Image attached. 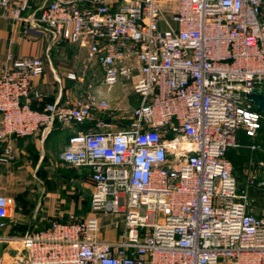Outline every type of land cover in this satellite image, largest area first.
<instances>
[{
  "label": "built area",
  "instance_id": "obj_1",
  "mask_svg": "<svg viewBox=\"0 0 264 264\" xmlns=\"http://www.w3.org/2000/svg\"><path fill=\"white\" fill-rule=\"evenodd\" d=\"M0 6L11 20L30 9L28 0ZM29 20L53 43L86 49L69 80L85 82L96 65L103 77L100 89L39 110L31 100L45 97L33 86L43 59L6 63L0 164L14 161V137L89 124L60 160L91 170V214L9 238L17 252L8 262L0 241V264H264V208L240 191L227 157L242 133L256 139L264 129V111L247 97L264 96V0H177L170 14L162 0H49ZM118 85L138 105L96 118L111 111L101 89ZM252 165L248 185L264 187V159ZM14 206L0 195V228ZM102 214L123 224L113 242L99 236Z\"/></svg>",
  "mask_w": 264,
  "mask_h": 264
},
{
  "label": "crops",
  "instance_id": "obj_2",
  "mask_svg": "<svg viewBox=\"0 0 264 264\" xmlns=\"http://www.w3.org/2000/svg\"><path fill=\"white\" fill-rule=\"evenodd\" d=\"M28 1L30 9L23 13V18L20 20L8 18L6 10L0 6V72L6 63L11 65L23 57L42 58L45 63V72L41 77L34 79L33 86L45 95L44 102L31 100V105L39 108L51 98L56 100L60 97H76L77 87L81 86V83L67 78L69 73L78 72L74 64L75 55L72 53V48L75 46L62 41L53 43L47 33L30 25L29 18L38 15L49 3V0ZM162 2L168 4L167 8L174 7L173 11L177 7V0H162ZM87 79H89L88 76ZM96 89H100V87H96ZM101 90H103L104 99L110 106L111 97L114 96L113 91ZM116 100L118 101L116 108H110L111 111L106 115L96 113L95 117L107 118L110 112L118 114L120 109L128 110V108L132 109L138 105V99L136 105L131 103L128 98L119 95ZM83 130L82 125L75 126L71 130L58 126L47 138L37 134L13 139L14 161L10 165L0 164V195L15 198V206L10 216L5 220L6 226L0 228L2 255L6 262L11 260V257L17 252L16 246L7 241L9 238H17L25 233L43 230L50 226L52 221H63L70 214H74L71 212L73 209L58 205L61 203L57 202L58 198L53 197L52 194L38 198L29 192L26 193V190L28 185H31L29 171L34 170L36 164L41 166L58 162L56 155L53 154L61 153L67 146L69 137L74 132ZM1 147L0 143V153ZM82 169L91 173L88 168ZM100 217L103 227V218L101 215ZM103 230L104 240L113 242L117 239L118 230L114 225L103 227Z\"/></svg>",
  "mask_w": 264,
  "mask_h": 264
},
{
  "label": "rangeland",
  "instance_id": "obj_3",
  "mask_svg": "<svg viewBox=\"0 0 264 264\" xmlns=\"http://www.w3.org/2000/svg\"><path fill=\"white\" fill-rule=\"evenodd\" d=\"M163 7H165L164 9L168 14H170L174 9V7L167 8L169 6L166 3L163 4ZM73 46H75L72 48V53L75 55V69L78 71L77 73H80L82 69V61L84 60L87 51L78 45ZM102 77L103 74L101 68L97 65L94 66L92 71L88 73L89 79L85 80V82L81 83V86L79 85L77 87L78 94L76 97L84 96L89 90V85H93L94 88L99 87ZM104 90L106 91L105 88ZM112 93L114 94L110 101V108L112 109L116 108L118 102L116 99L118 98V95L123 98H128L134 105H136V101L139 99V97L129 87L123 88L121 85H118ZM128 110H131V108H128ZM60 154V152L53 154L56 155L58 162L41 166L36 164L34 170L29 171V180L31 185H28L26 193L29 192L32 195H36L38 198L52 194L54 195L53 197L58 198L57 202L61 203H58V205H64L65 208L73 209L71 212H74L76 217L80 219L86 218L91 214L90 202L91 192L93 189L91 173H87L83 169H74L67 166L59 160ZM253 159L254 158H248L246 159V162H244L241 158H239L237 160V165L234 166V171L239 172L242 170L247 176V173L253 169L252 162L255 161ZM102 218L103 227L110 226L111 224L113 226V223L116 222L115 216L102 214ZM122 226L123 224H121L120 227L116 225L114 226L116 230H118L117 238L120 236V229ZM103 227L101 225V232L99 234L102 239H104Z\"/></svg>",
  "mask_w": 264,
  "mask_h": 264
},
{
  "label": "trees",
  "instance_id": "obj_4",
  "mask_svg": "<svg viewBox=\"0 0 264 264\" xmlns=\"http://www.w3.org/2000/svg\"><path fill=\"white\" fill-rule=\"evenodd\" d=\"M45 100H46V98H45ZM35 101H39V100H35ZM53 101H54V99H52V98L48 99L45 102L44 106L39 107V108H36V107H34L32 105L31 106L34 109L42 110V109H44V107L46 106L47 103H51ZM41 102H44V101L41 100ZM58 126L60 128H62L60 125L56 124L54 130ZM82 128L84 129L83 131H86L89 128V124H83ZM15 138H20V137H14L13 139H15ZM239 141H240V147L237 148V149L230 150L228 152V155H227L228 159L232 162L233 167L237 165V160L239 158H241L244 162H246V159H248V158L249 159L254 158L253 160H255V161H257L259 159H264V154L263 153L254 151L250 147L253 144H262V145H264V129L261 131L260 136L258 138H256V139L248 138L244 133H242L240 135ZM0 143L2 144V147H1V153H2V149L4 147V144L2 142H0ZM67 166H69V165H67ZM69 167H71V166H69ZM71 168H73V167H71ZM74 169H77V168H74ZM234 175L236 176V178L238 180L240 191L241 192H247L248 197L252 200V205L254 207H256L258 210L263 209L264 208V187H260L258 185L249 186L248 185V177L244 174V172L242 170L239 171V172H235L234 171ZM14 200H15V198H14ZM26 234L27 233L21 235V237L26 235Z\"/></svg>",
  "mask_w": 264,
  "mask_h": 264
},
{
  "label": "water",
  "instance_id": "obj_5",
  "mask_svg": "<svg viewBox=\"0 0 264 264\" xmlns=\"http://www.w3.org/2000/svg\"><path fill=\"white\" fill-rule=\"evenodd\" d=\"M247 97L256 103L261 111H264V96L254 93Z\"/></svg>",
  "mask_w": 264,
  "mask_h": 264
}]
</instances>
